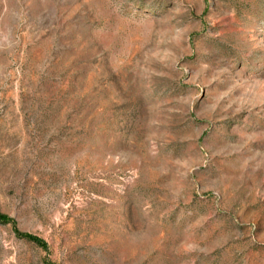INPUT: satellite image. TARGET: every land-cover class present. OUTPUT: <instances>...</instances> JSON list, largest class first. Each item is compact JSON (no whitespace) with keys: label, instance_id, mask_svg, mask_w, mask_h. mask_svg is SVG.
Masks as SVG:
<instances>
[{"label":"rangeland","instance_id":"obj_1","mask_svg":"<svg viewBox=\"0 0 264 264\" xmlns=\"http://www.w3.org/2000/svg\"><path fill=\"white\" fill-rule=\"evenodd\" d=\"M0 264H264V0H0Z\"/></svg>","mask_w":264,"mask_h":264}]
</instances>
